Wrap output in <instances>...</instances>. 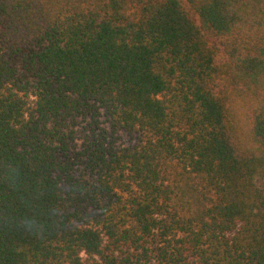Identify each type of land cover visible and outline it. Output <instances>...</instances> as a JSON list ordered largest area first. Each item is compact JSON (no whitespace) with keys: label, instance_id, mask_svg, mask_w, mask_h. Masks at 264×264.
Segmentation results:
<instances>
[{"label":"trees","instance_id":"16d2710c","mask_svg":"<svg viewBox=\"0 0 264 264\" xmlns=\"http://www.w3.org/2000/svg\"><path fill=\"white\" fill-rule=\"evenodd\" d=\"M0 264H264V0H0Z\"/></svg>","mask_w":264,"mask_h":264},{"label":"rangeland","instance_id":"374dc122","mask_svg":"<svg viewBox=\"0 0 264 264\" xmlns=\"http://www.w3.org/2000/svg\"><path fill=\"white\" fill-rule=\"evenodd\" d=\"M101 122H102V125L104 126L106 125L104 124L103 118H101ZM117 143L121 146H130L134 143V140H131L130 137L126 133L121 132L118 135Z\"/></svg>","mask_w":264,"mask_h":264}]
</instances>
